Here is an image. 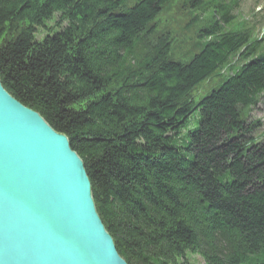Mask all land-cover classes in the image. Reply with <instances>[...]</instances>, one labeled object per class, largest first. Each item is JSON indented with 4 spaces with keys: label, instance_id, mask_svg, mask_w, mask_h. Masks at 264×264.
Masks as SVG:
<instances>
[{
    "label": "trees",
    "instance_id": "obj_1",
    "mask_svg": "<svg viewBox=\"0 0 264 264\" xmlns=\"http://www.w3.org/2000/svg\"><path fill=\"white\" fill-rule=\"evenodd\" d=\"M0 81L68 138L128 264H264V36L240 0H0Z\"/></svg>",
    "mask_w": 264,
    "mask_h": 264
},
{
    "label": "water",
    "instance_id": "obj_2",
    "mask_svg": "<svg viewBox=\"0 0 264 264\" xmlns=\"http://www.w3.org/2000/svg\"><path fill=\"white\" fill-rule=\"evenodd\" d=\"M0 264H128L68 138L1 81Z\"/></svg>",
    "mask_w": 264,
    "mask_h": 264
},
{
    "label": "rangeland",
    "instance_id": "obj_3",
    "mask_svg": "<svg viewBox=\"0 0 264 264\" xmlns=\"http://www.w3.org/2000/svg\"><path fill=\"white\" fill-rule=\"evenodd\" d=\"M134 2L131 3V5ZM241 14L242 17L247 18L249 20H251L252 22H256L259 21L261 18V16L255 15L256 11L259 12L260 10H262L264 8V0H241ZM264 21V18H263ZM185 24H182V27ZM50 27L53 28L54 24H50ZM258 30L261 29V24L259 23V26L257 27ZM261 33V32H260ZM46 34L44 32H41V34L39 35L40 38L42 39ZM213 86H207V93L210 92V90L212 89ZM205 88H203L202 91H204ZM206 93V94H207ZM205 95V94H204ZM259 120L263 123V127L261 129V131L259 132V134H257V136H260L261 132L264 133V102L261 103L258 108H256L250 115L249 117V121H256ZM190 262L192 264H204L203 260L200 257H190Z\"/></svg>",
    "mask_w": 264,
    "mask_h": 264
}]
</instances>
